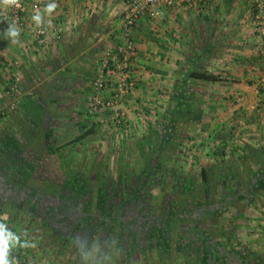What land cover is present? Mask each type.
Returning a JSON list of instances; mask_svg holds the SVG:
<instances>
[{
	"label": "crops",
	"instance_id": "0c3cea01",
	"mask_svg": "<svg viewBox=\"0 0 264 264\" xmlns=\"http://www.w3.org/2000/svg\"><path fill=\"white\" fill-rule=\"evenodd\" d=\"M127 1L19 0L25 7L26 23L16 42L5 35L3 21L12 7L0 6L1 98L14 76L21 78L16 90L1 100L8 112L0 120V136L19 140L27 154L35 157L43 155L44 158H35L36 163L49 165L52 161L53 166L59 168V165L65 164L73 170L74 165L86 160L95 170L100 169V158L106 153L102 151L111 153L115 149L126 159V151L130 149L131 154L137 153L134 166L139 171L143 165L141 140L155 134H147V131L156 129L155 124H159L161 118H177L179 121L180 118H201L204 122L206 118L215 121L221 118L224 125L232 126L235 118H243L254 110L258 89H262L263 85L260 82L264 80V59L257 47L252 24V16L258 11L257 5L254 0H205L179 9L164 8L161 15L145 16L134 27L132 35L137 53L127 71L129 77L135 80V86L118 105L126 112L127 128L118 132L108 128L106 119L112 117L111 110L90 114L88 102L93 91L92 78L102 55L107 50L118 49L123 43L122 12L128 6ZM38 3L40 6L37 8ZM51 3H55L56 8L48 13L46 8ZM37 12L42 20L39 26L32 19ZM37 28H44L46 34H38ZM170 43L173 45L172 59L179 62L187 59L182 51L188 44L190 52L192 48L196 49L194 56H190L193 64L215 74L217 79L186 77L178 70L176 61L172 60L175 67L167 63L168 58L163 51ZM169 64L170 68L165 69ZM122 73L117 72L112 77L114 88L122 79ZM171 76L173 83L168 81ZM110 95L112 87L110 91H105L106 97ZM184 98L188 103L184 104L187 105L185 108L180 104ZM12 100L19 101V107L14 110L9 107ZM193 105V108L190 107ZM36 107L43 108L40 118H36ZM187 108L189 116L183 112ZM256 115L257 112L250 115V118H255L251 127L257 128L254 131L259 133L253 134L251 141L254 143H251L255 146V141L260 140L258 144L262 148L264 120L256 118ZM70 129L74 130L72 136ZM86 130H90L88 135L74 141ZM226 133L223 132V135ZM155 136L161 137L158 133ZM120 139L124 141L121 147ZM145 149L150 151L147 146ZM71 152L76 154L73 160L68 159ZM161 152L158 151L157 155ZM130 161L133 165L134 159ZM164 161L157 165H163ZM120 164V169L131 171L128 160ZM129 174L137 177L134 172ZM233 236L238 239L237 230L232 231ZM258 248L252 250L264 256L263 247ZM10 249L12 255L19 257L15 264H36L31 252L23 257L16 253L20 250L24 253L27 249ZM10 249L7 259L12 264ZM85 264L108 262L95 259ZM114 264L221 263L216 260H188L179 250L174 252L171 260L164 249H159L153 250L149 256L147 251L140 256L126 255Z\"/></svg>",
	"mask_w": 264,
	"mask_h": 264
},
{
	"label": "trees",
	"instance_id": "16d2710c",
	"mask_svg": "<svg viewBox=\"0 0 264 264\" xmlns=\"http://www.w3.org/2000/svg\"><path fill=\"white\" fill-rule=\"evenodd\" d=\"M187 74L190 78L217 79L215 74L199 68L190 70ZM183 112L190 115L187 109ZM191 119L196 118H183L185 122ZM89 132L90 130H86L79 134L74 141L83 139ZM155 134L145 137L149 138V142L141 141L143 165L139 171H134L137 177L121 169L117 175L129 176L127 180L122 178L121 182H116L111 177L112 181L104 183L97 182L96 178L91 179L90 185L84 190V193H91L93 199V209L90 212L85 215L77 214L72 211L70 201L65 202L61 208L63 214L58 217L56 213L54 219L45 217L48 219L38 221L37 230L51 229L55 237L73 241L81 251V264L95 256L96 260H107L108 264H114L126 255L140 256L149 249H164L171 260L174 252L179 250L188 260L199 262L216 260L221 264H255L259 261V264H264V256H260L257 251L238 248L237 245L232 247V230H229L231 226L228 224L234 222L232 216L239 211L240 199H252L254 191L264 189V146L261 148L245 144V154L241 156L242 166L239 168L229 164L226 167L232 173V183L224 174L225 167L214 164L210 168L202 167L200 181L195 182L199 184L193 190L188 189V177L179 178L176 174L173 175L170 189L166 190L153 177L156 174L155 167L165 159L166 170L171 169L177 145L169 140V132L165 137ZM218 135L220 136H215L214 140L218 141L226 134ZM162 140V152L158 150L161 152L159 155L156 154L157 150L156 153L146 152V145L154 146L156 141L161 143ZM19 148L21 151L25 150L21 142ZM222 151L224 150L214 154H224ZM143 155H147L150 162H145ZM38 157L44 158L43 155ZM253 164L259 165L258 171L253 170ZM144 172L149 176L146 181L141 179ZM188 190L191 201L182 205L187 201L185 194ZM196 197H201L203 201L195 204ZM171 201L175 206L168 205ZM232 207L236 210L233 211Z\"/></svg>",
	"mask_w": 264,
	"mask_h": 264
},
{
	"label": "rangeland",
	"instance_id": "374dc122",
	"mask_svg": "<svg viewBox=\"0 0 264 264\" xmlns=\"http://www.w3.org/2000/svg\"><path fill=\"white\" fill-rule=\"evenodd\" d=\"M172 46L173 45L171 43L168 44V47L163 52L164 56L168 58H166L168 60L167 63L173 64V66L175 67V64L172 62V60H174L172 59L171 53L173 48ZM187 46L189 47L190 45L187 44ZM188 47H185V49L182 51L183 56H187V59H182L183 61L181 62H179L178 60L176 61V59L174 60L176 61L175 63L178 64V70H181V73L184 72L186 77H188L187 73L190 70L199 68L198 65H195V63L193 64V61L190 57L194 56L193 54L196 49L192 48L193 51L190 52L191 48ZM170 64L169 66H166L165 69L170 68ZM127 70L129 69L127 68L126 71ZM171 78L172 76L168 79V81L170 80V83H173V80ZM261 81H263L260 82V84H263L262 89H258L257 92V97L261 99V105L257 107V103L255 102V108L252 113L248 114L247 116L242 114L243 118H235L233 120L234 123L232 126L227 125V127L226 125H224L225 123L221 122V118L217 119L216 121L213 120V118H206L205 122L201 118L192 119L189 122H185L183 118H180V121L176 120L175 118H161L162 120L158 121L159 124H155L156 129L147 131V134L155 132L158 133L161 137H165V134L169 132V140L177 145V151L175 155L177 159L175 158V161L172 163V168L166 170V161L163 162V165L160 164L155 167L156 174L153 177L156 179L159 186L162 185L166 188V190H169L173 175L176 174L179 178L188 177L189 179L187 180V183L188 185H190L188 189L193 190L196 184L200 181V172L202 167L210 168L214 164H222V166L225 167L226 173L224 174L227 176L228 181L230 183L233 182L231 178L232 173L231 171H229V168L227 169L226 167H228L229 164L238 166L239 168L242 166L243 159H241V156L245 154V144H253L254 141H251V138L254 137L253 134L255 132L259 133L257 131H254L257 128L254 129L251 127V124L253 120L255 121V118H250V115L257 112L258 115H256V118L260 117L263 118L262 120H264V80ZM185 94L186 96H189L187 93ZM90 95H92V91ZM239 96L242 97L241 94ZM185 103L188 104L186 102V98H184V101L180 104L184 105ZM186 106L187 105H184V108ZM190 107L193 108L194 105ZM258 109L259 112L257 111ZM42 111L43 108H35L36 118H40L39 116H41ZM98 112L92 115H95ZM165 112L167 113V110ZM123 118V122L117 125L114 122V115L112 113V117L106 119L108 120L107 122L105 120L104 121L106 123H109L108 128L111 131L113 130L115 132H118L124 130V128H127L128 123L126 122V112ZM100 122L102 123V121ZM262 125H264V123ZM151 129H153V127H151ZM223 132H228L223 139H219L218 141L214 140L217 136H220L218 134H221ZM73 133L74 130L70 129L69 134L72 136ZM2 136L3 135H1L0 138H3ZM170 136L172 137L170 138ZM141 141L149 142V138H143ZM123 143L124 141L120 139L119 146H123ZM162 143L163 140L161 141V143L160 141H156L154 146H146L151 152L154 151L156 153V150H160V146ZM258 143H260V140L255 141V146L260 147ZM119 150H121V148ZM221 150H224L222 151L224 154H214V152H220ZM102 152L106 153H104V155H102L100 158L101 163L98 164L101 165L100 169L94 170L91 164L86 163V160H83L81 164L74 165L73 170H71L70 168L68 169L69 165L66 166L65 164L59 165V168L58 166H53L51 161L49 165L46 163L43 165L40 164L38 175H40L42 178H45V181H48L51 178L54 179L52 182H54L55 184L57 183V185H60V182H65L64 180H68L65 182V184L68 182L67 184L73 185V188H81L83 184H86V187H88L90 185L91 179L93 178H96L97 182L104 183L112 181L110 179L111 177L114 178L113 180H115L116 182H121L122 178L127 180L129 176L121 177L120 175H117L119 173L118 171L121 170L120 163L124 160H128V167H130L129 170H131L129 171V173L138 170L134 166V163L136 162L135 156L137 153L131 154L130 149L126 151V159L125 155H122L120 152H116L115 149H112L111 153L106 150ZM73 156H76V154H73V152H71V155H69L68 159L73 160ZM143 156L145 162H150L147 155ZM36 158H38V156ZM133 159L134 161L132 165L130 160ZM62 166H64V169L62 168ZM251 167L254 171L259 170V165L253 164ZM166 176L168 178H166ZM148 178L149 176L147 172H144L141 176V179L145 181L148 180ZM196 181L198 182L195 183ZM217 184H219V182ZM105 186H107V184ZM161 188L162 187H160V189ZM217 189H219V187H217ZM189 192L190 190H188L187 194H185L187 196V201H184L182 205H185V203L191 201V198H189ZM254 197L256 199L253 200ZM254 197L252 199L240 197L242 199H240L239 207L236 206L238 207L237 210H239V212L236 213V216H232V221L234 222L228 223L231 226L229 230H237V235L239 236H237L238 239H236V237L234 236L232 237V247H234L237 243L236 245L238 246V248H243L244 245V248L252 247L251 249H259L258 247L261 246L264 249V189L254 191ZM202 201L203 200L201 197H196L194 200L195 204H200ZM247 202H249V204ZM168 205H172L173 207L175 206V203H172L171 201L168 203ZM232 210L234 211L236 210V208L232 207ZM38 221L40 220L35 221L33 217H30L29 214L24 216L18 212H14L11 215H0V225H3L6 233L10 234L11 236V238L8 240V249H14L16 247L20 249H27L23 251L24 253H22L21 250L16 251V253L17 255L23 257L24 254L29 255V252H31V258L36 261V264L79 263L81 258V251L77 249L76 244L69 239L67 240L66 238L55 237L51 229L45 230L43 228L41 230H37L38 227L36 226V223H39ZM151 252H153V250L149 249L147 252L148 256ZM11 258L12 264H15L19 257L12 255ZM95 259L96 256L93 257L92 260Z\"/></svg>",
	"mask_w": 264,
	"mask_h": 264
},
{
	"label": "built area",
	"instance_id": "2783aa9c",
	"mask_svg": "<svg viewBox=\"0 0 264 264\" xmlns=\"http://www.w3.org/2000/svg\"><path fill=\"white\" fill-rule=\"evenodd\" d=\"M198 1L205 0H128V6L123 15L122 37L123 43L115 50H107L101 57L92 78V95L88 103V112L94 114L100 110H111L114 115L115 124H121L124 120L125 112L118 105L129 94L130 89L135 86V80L129 77L126 69L130 61L136 56L137 49L133 40L132 31L137 23L145 16H158L163 13L164 8H184ZM258 11L252 16L253 33L257 47L264 58V0H254ZM20 4V3H19ZM40 3L36 4L38 8ZM25 7L20 4L19 7L13 6L8 14L3 17L4 26L7 29L8 24L13 20L16 21L20 31L25 27ZM38 34H46L44 28H37ZM56 32V29H55ZM58 33V32H56ZM17 65V62L15 63ZM121 78L114 88L112 77L117 72H122ZM21 80L19 75H15L13 81L7 84L3 91L2 98L9 97L18 87ZM112 87V95L106 97L105 91ZM0 96V120L8 112L7 106L1 102ZM261 105V99L257 100V107ZM10 109L14 110L19 107L18 100L10 102ZM255 107V106H254Z\"/></svg>",
	"mask_w": 264,
	"mask_h": 264
},
{
	"label": "flooded vegetation",
	"instance_id": "af4514ba",
	"mask_svg": "<svg viewBox=\"0 0 264 264\" xmlns=\"http://www.w3.org/2000/svg\"><path fill=\"white\" fill-rule=\"evenodd\" d=\"M19 143L15 138H0V215L18 212L29 214L35 221L54 219L56 213L58 217L63 214L61 208L68 201L77 214L85 215L93 209L91 193H84L87 189L84 184L83 188H73L65 184L68 180L60 185L52 182V178L45 181L38 175L40 164L36 163L35 155L21 151Z\"/></svg>",
	"mask_w": 264,
	"mask_h": 264
},
{
	"label": "clouds",
	"instance_id": "9594fccd",
	"mask_svg": "<svg viewBox=\"0 0 264 264\" xmlns=\"http://www.w3.org/2000/svg\"><path fill=\"white\" fill-rule=\"evenodd\" d=\"M0 6L4 7H19V0H0ZM56 8L55 3H51L47 6L46 11L48 13H51ZM33 21L36 23L37 26H39L42 22L41 20V14L37 12L32 17ZM6 36H10L12 38V42H16L19 35H20V29L17 26V23L15 20H13L11 23L8 24V28L5 31ZM11 238L10 234L6 233V230L3 225H0V264H9V261L7 259V253H8V240Z\"/></svg>",
	"mask_w": 264,
	"mask_h": 264
}]
</instances>
